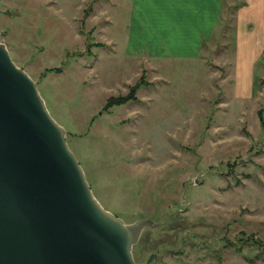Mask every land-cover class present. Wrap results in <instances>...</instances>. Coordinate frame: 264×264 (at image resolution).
Here are the masks:
<instances>
[{
	"label": "rangeland",
	"instance_id": "1",
	"mask_svg": "<svg viewBox=\"0 0 264 264\" xmlns=\"http://www.w3.org/2000/svg\"><path fill=\"white\" fill-rule=\"evenodd\" d=\"M240 4L226 1L224 25L188 61L124 55L128 0H0V45L96 202L126 226L154 225L135 264H264V55L248 87L235 65Z\"/></svg>",
	"mask_w": 264,
	"mask_h": 264
},
{
	"label": "water",
	"instance_id": "2",
	"mask_svg": "<svg viewBox=\"0 0 264 264\" xmlns=\"http://www.w3.org/2000/svg\"><path fill=\"white\" fill-rule=\"evenodd\" d=\"M153 228L99 206L65 132L0 45V264H135Z\"/></svg>",
	"mask_w": 264,
	"mask_h": 264
},
{
	"label": "crops",
	"instance_id": "3",
	"mask_svg": "<svg viewBox=\"0 0 264 264\" xmlns=\"http://www.w3.org/2000/svg\"><path fill=\"white\" fill-rule=\"evenodd\" d=\"M226 1L128 0L124 55L200 59L224 25ZM232 1L241 3L234 11L236 71L249 87L264 55V0Z\"/></svg>",
	"mask_w": 264,
	"mask_h": 264
},
{
	"label": "trees",
	"instance_id": "4",
	"mask_svg": "<svg viewBox=\"0 0 264 264\" xmlns=\"http://www.w3.org/2000/svg\"><path fill=\"white\" fill-rule=\"evenodd\" d=\"M135 93H136V89L131 91L130 97L127 99L111 100L110 102L107 103V108L121 107V106L127 105L128 103H130L133 100ZM176 220L177 221L175 223H177L179 221L178 216H176ZM174 227H176L175 224L172 225V228H174ZM177 235L182 238L183 232L178 233Z\"/></svg>",
	"mask_w": 264,
	"mask_h": 264
}]
</instances>
